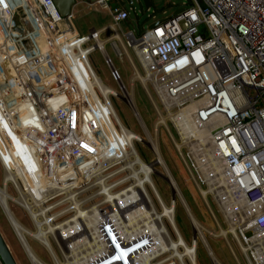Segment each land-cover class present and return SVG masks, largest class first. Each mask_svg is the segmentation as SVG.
<instances>
[{
    "label": "built area",
    "instance_id": "built-area-1",
    "mask_svg": "<svg viewBox=\"0 0 264 264\" xmlns=\"http://www.w3.org/2000/svg\"><path fill=\"white\" fill-rule=\"evenodd\" d=\"M32 1L41 18V30L26 0H0V145L6 154L0 149V164L3 180L6 173L11 176L7 183L31 217L35 231H48L59 216L74 211H57L53 201H71L90 182L100 189L96 196L103 198L98 208L104 215H116L117 220L116 224L102 221L98 228L95 223V231H102L103 236L77 243L76 247L89 246L91 253L75 264L108 263L113 242L107 243V231L116 233L128 222L126 213L121 220L119 212H138L142 227L146 208L172 202L175 223V202L180 201L187 213L186 201L179 198V194L184 196L161 152L162 128L216 228L209 229L195 217L206 229L202 239L187 213L192 241L186 244L193 248L194 261L199 241L211 264H223L207 235L223 239L235 264H264V0H182L178 14L141 33L128 31L125 43L120 36L112 38L118 34L116 27L130 20L126 6L117 0L113 8H109L110 0L89 3L108 10L112 24L92 28L86 35L71 19L60 16L52 0ZM18 9H23L24 22L35 23L38 42L44 44V38L55 42V51H42L39 44L35 47L37 41L29 32L17 27ZM109 31L116 54L124 53L134 72L128 85L105 50L108 39L103 34ZM98 39L105 42L102 48L95 46ZM76 41H81L85 51L73 47ZM66 46L70 51H65ZM95 50L116 89L96 74L91 60ZM136 81L157 117L151 129L135 103ZM42 102L45 108H52V114L44 111ZM117 103L132 111L141 134L121 121ZM31 159L36 166L26 177L22 170H30L32 163L27 167L25 161ZM97 163L101 169L93 172ZM78 166L88 177H75ZM155 175L167 182L169 203L159 195ZM135 227L127 225L132 232ZM115 236L122 241L119 234ZM162 255L133 264H179L160 259Z\"/></svg>",
    "mask_w": 264,
    "mask_h": 264
},
{
    "label": "rangeland",
    "instance_id": "rangeland-1",
    "mask_svg": "<svg viewBox=\"0 0 264 264\" xmlns=\"http://www.w3.org/2000/svg\"><path fill=\"white\" fill-rule=\"evenodd\" d=\"M26 3H27V6H28V9L30 10V12L33 13L35 18L37 19L38 28H39V30H41L42 29V22H41V19L36 14V9L33 6L32 0H26ZM182 4H183L182 0H151L150 7L146 8L143 0H132V5H126V8L130 13L129 18H130V21H131V24L133 27H131V25L127 24L126 22H121L120 25L118 27H116L117 32H118L120 38L122 39V41L125 43V41H126L125 40L126 39L125 34L128 31L133 29L137 33H141L142 31L147 30L148 27L151 26L152 24H154L158 21L164 20L167 17L173 15V13ZM115 5H116V0H110L109 8H113ZM87 6H84L83 9L81 10V12L76 13L74 15V18H73V21H74L73 26L75 25V27L78 29V31L82 35L88 34L89 30L92 28L97 30V29H102L105 26L112 24V19H111V16H110V13L108 10L102 9L98 6H93V7L92 6L89 7V5H87ZM17 11L18 12L15 13L16 14L15 23H16L17 27H21V28L27 30V32H29L30 38L34 39L33 41H37L35 47H37V45L39 44L41 48L43 47L42 51H48V48H50L48 46H50V44L52 42L50 40L48 41L47 38H44L45 39L44 44L42 42L39 43L38 42L39 39L37 38V33H36L38 30L36 29V31H33V27H35V23L34 22L30 23L28 21L24 22L23 19L25 17V14L23 12V9H18ZM62 29L63 30L65 29V22H63V24H62ZM22 31L23 30H21L20 32H22ZM42 33H44L43 30H42ZM111 35H112V32L109 31L107 33H104L103 37L108 39V38H110ZM68 36H70V34ZM68 36H66L65 38H69ZM25 37L28 39V36H25ZM23 41L24 40H22V44H24V46H25L26 41H24V42ZM30 44L34 45L31 41H30ZM115 44L117 45V47L120 50H122L120 43L115 41ZM68 48L69 47L66 46V49H68ZM105 50H106L110 60L112 61L113 65L118 69V71L122 77L123 82L125 83V85H128L131 81V78L133 77L134 72H133L125 54L124 53H122L120 55L116 54L114 47H113V41H111V39L107 40L106 45H105ZM127 51L130 52L131 50H129L127 48ZM130 54H131V52H130ZM91 60H92L94 70H95L96 74L100 77L102 82L105 85L111 87L112 89H116V85L110 79L108 69H107L106 65L104 64L103 58H102L101 54L99 53V51L95 50V52H93L91 54ZM150 93H151L156 105L158 106V108L160 110V106L158 105V101L156 100L155 95L153 94L152 91ZM134 94H135V103H136L137 109L139 111V114H140L142 120L144 121V123L146 124V126L149 129H151L152 126L154 125V123L156 122L157 117H156V115L152 109V106H151V103H150L148 97L146 96L145 92L142 89V86L137 81L134 83ZM65 106H67V105H65ZM115 108L117 110V113H118L121 121L125 125H127L133 132H135L137 134H141V130L137 124V121H136L135 116L133 115L132 111L125 104H122V103H117ZM160 147H161V152L163 154L164 160L168 166V169L170 170L173 178L175 179L176 183L178 184V186H179V188H180V190L184 196V200L186 201L191 212L206 227H208L211 230H216L215 225H214V223L210 217V214H209V211H208V208H207V205H206L204 199L202 198V196L199 195L194 184L189 179V176H188V174L184 168V165L182 164V162H181L180 158L178 157L174 147L172 146V144L168 140V138H167V136H166V134L162 128L160 130ZM7 159H8V157H7ZM27 162L29 164V161H27ZM100 168L99 167L94 168L95 171H93V172L100 170ZM32 170L33 169L31 167L30 171H32ZM82 171L80 170V167H79V174H77L78 178L80 176V173L82 174V178H83V176H85L86 173L84 174V172H85L84 169ZM87 175H89V174H86V176ZM3 178H4V169L0 164V186L3 185ZM153 183H154L159 195L161 196V198L166 203H169L171 195H170V190H169V187L167 185V182L162 177L155 175L153 177ZM99 190L100 189H98L97 187H94L93 182H90L89 184L85 185L83 193L78 194L77 197L75 196L71 201H68L67 203L65 202V199H62V198L55 199L53 201V203L57 204V208H56L57 211H62V213L66 210H69V209H72L74 211H72L66 215L59 216L58 220L56 222H54V224L55 223L56 224L57 223H63L65 221L71 219L73 216H75L77 209H82V210L86 211V210H90V208L95 206V205H100L102 203L103 198L100 196H96L97 193L99 192ZM5 191H6V194L8 195V197L10 198L7 200V207H8L9 212L25 228H27L28 230H30L32 232H35L33 223L31 221V217L18 204V200H16V198H15V194H14V190H13L12 185L7 183L5 186ZM92 196H95V197L92 198L91 202L87 203L86 199L89 197H92ZM110 196L111 195H109L108 197L110 198ZM206 200L210 204V208L212 209L214 214H216L215 208L213 207L212 203L210 202L211 199L207 195H206ZM84 203H86V204H84ZM160 206H161V204L158 203V208H156V207L155 208L158 211H160V208H161ZM166 206L169 207L171 205H166ZM174 208H175L174 226L172 224H169L167 219L164 220V223L166 226L167 225L170 226L168 230H169V233L174 240L176 239V236H178V234H175L176 230H177V232L181 235V237L183 238L185 243L190 244V242L192 241L191 223L187 218V213L184 209V206L180 201L177 200L175 202ZM171 212H172V210L169 212L170 215H171ZM137 213L138 212H136L132 216L134 218L131 220V222H129L130 219H128L129 221H128V223L126 222L125 225L127 224L130 226V228H133V227H135V225L137 223L140 226V222L138 221V219L141 217V215L138 214V216H137ZM52 214H54V213L49 214V216ZM143 216H144V213H143ZM120 217H121V220H123V216H120ZM171 217H172V215H171ZM147 218L148 217L146 216V219ZM146 219H144V221L142 222L143 224H145L147 222ZM172 221H173V219H172ZM144 226L142 225V227H144ZM136 228H137V226L135 227V229ZM139 228H137V229H139ZM127 230H130V229H127ZM130 231L132 232V230H130ZM0 233H1L5 243L9 247V250H10L15 262L17 264H31L28 256L26 255V252L22 248V246L18 240V237L16 236L15 231L13 230L10 222L8 221L7 217L5 216L1 206H0ZM48 236H49V241H50L52 248H53L54 256L57 258V260L59 262H63V263L65 262L64 264H67V262H75L77 260L83 261V259H85V257H88V254L91 253L90 248L87 245L82 246V247H80V246L76 247L75 246L76 249L73 246L74 247V248L72 247L73 249H69L68 251H65L63 253L62 250L57 249L53 240L50 237V234H48ZM25 238H26V242L28 243L30 248L33 250L35 255L42 262H44L45 264H55L54 260H52L53 258L51 257L50 253L48 252V250L45 247H43L41 244H39L35 239H33L29 235H26ZM206 238H207L208 243H209L211 249L213 250L214 254L223 264H235V262L231 256V253H230L228 247L226 246V244L224 243L222 238H217V239L208 238L207 235H206ZM69 253L72 255L70 256ZM169 256H170V254L167 253V254L162 255L160 259H165ZM175 259L176 258H173L174 261H175ZM196 259H197V264H211L210 259L207 255V252L205 251L204 247L202 246V244L199 241H197Z\"/></svg>",
    "mask_w": 264,
    "mask_h": 264
},
{
    "label": "bare ground",
    "instance_id": "bare-ground-1",
    "mask_svg": "<svg viewBox=\"0 0 264 264\" xmlns=\"http://www.w3.org/2000/svg\"><path fill=\"white\" fill-rule=\"evenodd\" d=\"M34 8L36 9V5L32 1ZM37 11V10H36ZM37 14V13H36ZM39 17V16H38ZM40 18V17H39ZM41 19V18H40ZM69 33H66L65 36H68ZM112 38L118 39L119 35L117 33H114L112 35ZM50 48H48V51H55L56 44L55 42L51 41ZM81 41H77L74 43L73 47H77L80 49V51H85V49L80 48ZM104 40L98 39L95 46L96 48H102L104 45ZM66 51H70V47L66 49ZM10 79L13 78V75L11 74ZM78 86L81 88L83 87L81 84H78ZM41 107L44 109L45 112H48L50 114L53 113L52 108L49 109L45 108V103H41ZM66 107V106H65ZM162 122H165L164 118H162ZM3 154L6 156L4 149L1 148ZM7 160V157H6ZM27 164V167L32 163L31 167L33 168L36 166L35 162L31 159L29 160V164L27 161H25ZM100 164H95V168L99 167ZM101 169V168H100ZM25 170L26 177L28 176V173L30 170L28 168L24 167L23 172ZM80 170L82 171L83 168L80 167ZM75 177H78L77 174H79V166L76 167L74 170ZM95 171V170H94ZM31 172V171H30ZM83 172V171H82ZM85 174V172H84ZM83 174V175H84ZM86 175V174H85ZM80 176L82 174L80 173ZM88 176V175H87ZM11 178L7 173L5 174V179L3 180V185L0 186V206L7 217L8 221L10 222L13 230L16 233V236L18 237V240L26 252V255L28 256L31 264H45L42 262L33 252V250L30 248L28 243L26 242V235L31 236L33 239H35L39 244H41L43 247H45L48 252L50 253L51 257L53 258L55 264H64L63 262H59L57 258L54 256L52 245L49 241L50 234L51 239L53 240L55 246L57 249L62 250L63 253L65 251H68L69 249H73L77 243L83 242L85 240H91L92 238H96V235L99 234L101 236V233H97L95 231L94 226L96 223V228H98V224L102 221L105 222H114L116 224V215H104L102 213V209L100 212V209H98L99 205H95L90 208V210H82L77 209L75 216H73L71 219L60 223V224H53L51 228L48 231H35L32 232L25 228L22 224H20L13 215L9 212L7 207V200L10 199L5 191V186L7 184V181ZM171 182L175 185V181L173 180L172 176L170 175ZM148 179V177H147ZM139 184V183H138ZM204 195V192H202ZM181 200L183 197L179 194L178 195ZM118 199H122V197H117ZM125 199V198H124ZM120 201V200H119ZM183 202V201H182ZM172 203V202H171ZM116 205V202H114ZM161 204V203H160ZM174 203L170 204L171 206H166L165 204L161 205L160 211H158L155 206L151 205L150 207L146 208L144 216L146 215L148 218L146 219L147 222L143 224L144 227H139V229H135L134 232H131L130 230H127V225L123 226L121 229H117V232L112 233L108 232L107 235L110 238V241L108 240L107 243L113 242V246H110V249L112 251V254L110 258L107 260L108 263H122V264H133L134 261H139L142 258L146 260H151L156 258L157 256L164 255V254H170L169 259L176 258L175 260L179 262V264H197L196 261L193 259L192 251L193 248L191 246H188L181 235L178 233V236H176V239L174 240L172 236L169 233V230L167 226L164 223V220L167 219L169 224H172L174 226V222L172 221V217L169 214V212L172 210V205ZM186 210L188 213V216L190 218L191 223L194 226L195 233L202 239H204V236L202 235L203 232H206V229L201 228L185 203ZM135 210V209H134ZM129 211V210H127ZM123 213H126L127 219H130L129 222L134 218L132 217L136 211H130V212H119V218L122 216ZM139 213H137L138 216ZM136 216V215H135ZM134 221V220H133ZM128 223V222H127ZM130 224V223H129ZM137 224V223H136ZM198 231H197V229ZM176 230V229H175ZM105 233V231H104ZM116 234H119L121 236L122 241L116 238ZM176 234V233H175ZM222 234H225L223 232ZM103 236V234H102ZM104 238V237H103ZM205 241V240H204ZM206 243V241H205ZM73 247V248H72ZM208 247V245H207ZM76 249V247H75ZM70 254V253H69ZM66 255V254H65ZM72 254H70L71 256ZM75 258V257H74ZM84 258V257H83ZM86 258V257H85ZM68 259V258H67ZM71 259V258H70ZM81 259V258H80ZM79 259V260H80ZM187 260V262H184V260ZM73 260V259H72ZM82 260V259H81ZM84 260V259H83ZM192 260V261H190ZM78 261V260H77ZM75 262H67V264H75L78 263ZM102 262H96L92 264H103ZM106 262V260H105ZM104 263V264H108Z\"/></svg>",
    "mask_w": 264,
    "mask_h": 264
},
{
    "label": "water",
    "instance_id": "water-1",
    "mask_svg": "<svg viewBox=\"0 0 264 264\" xmlns=\"http://www.w3.org/2000/svg\"><path fill=\"white\" fill-rule=\"evenodd\" d=\"M52 1L60 16L71 19L72 24H74L73 14H72L73 7L78 3H92L95 2L96 0H52ZM117 1L122 7L132 4V0H117ZM143 2L145 3L146 8L150 7L151 0H143ZM178 13L179 10H176L173 14L176 15ZM126 23L131 25V21H127ZM4 65L7 66V63H5ZM193 238L196 240L195 235ZM0 264H17L9 250V247L5 243L1 233H0Z\"/></svg>",
    "mask_w": 264,
    "mask_h": 264
},
{
    "label": "crops",
    "instance_id": "crops-1",
    "mask_svg": "<svg viewBox=\"0 0 264 264\" xmlns=\"http://www.w3.org/2000/svg\"><path fill=\"white\" fill-rule=\"evenodd\" d=\"M89 5V3H78L76 4L74 7H73V10H72V14H73V18H74V15L78 12H81V10L83 9L84 6H87ZM88 7V6H87ZM90 7V5H89Z\"/></svg>",
    "mask_w": 264,
    "mask_h": 264
},
{
    "label": "trees",
    "instance_id": "trees-1",
    "mask_svg": "<svg viewBox=\"0 0 264 264\" xmlns=\"http://www.w3.org/2000/svg\"><path fill=\"white\" fill-rule=\"evenodd\" d=\"M130 21V20H129Z\"/></svg>",
    "mask_w": 264,
    "mask_h": 264
}]
</instances>
